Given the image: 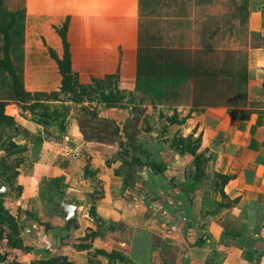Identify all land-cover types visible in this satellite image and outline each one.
I'll list each match as a JSON object with an SVG mask.
<instances>
[{
  "label": "crops",
  "instance_id": "1",
  "mask_svg": "<svg viewBox=\"0 0 264 264\" xmlns=\"http://www.w3.org/2000/svg\"><path fill=\"white\" fill-rule=\"evenodd\" d=\"M243 1L241 27L233 25L228 35L217 37L226 24L220 25L221 11L195 15V6L188 7L193 0H172L171 7L178 8L166 9L164 22L182 27L183 34L191 23L199 24L200 40L188 49L158 48H180L211 69L221 66L227 51L236 61L243 57L245 104L194 106L185 88L186 98L178 104L143 98L145 114L140 122L132 118L136 132H128L135 149L126 157L116 154L119 143L85 142L74 118L61 132L52 120L43 126L37 110L12 102V81L0 68V101L8 102L5 114L17 127L11 141L17 146L12 156L19 159L2 199L21 240L16 251L0 242V264H32L56 256L71 264H107L96 251L122 257L112 264H264V108L252 106L264 102V0H247L245 8ZM141 2L24 0L25 91L57 89L56 63L47 50L39 57L35 53L46 47L61 56L55 29L66 17L73 70L87 80L119 70L121 86L135 90ZM216 37L218 42H212ZM2 42L0 34V61ZM215 56L218 60L211 63ZM164 90L169 94V88ZM99 117L123 129L128 121L121 109L102 108ZM188 136L198 140L196 152L204 161L199 177L189 170L193 157L174 144ZM133 159L161 164L164 170L154 172ZM0 176L8 177L6 171ZM220 176L229 180L223 183ZM61 201L76 207L74 218L59 214Z\"/></svg>",
  "mask_w": 264,
  "mask_h": 264
},
{
  "label": "trees",
  "instance_id": "2",
  "mask_svg": "<svg viewBox=\"0 0 264 264\" xmlns=\"http://www.w3.org/2000/svg\"><path fill=\"white\" fill-rule=\"evenodd\" d=\"M247 0L243 1L244 8L246 7ZM6 4V7L4 6ZM0 34L2 35L3 43V60L0 61V68L7 72L12 81V96L11 100L15 103L33 102L28 106V109L36 111L39 102L54 101L58 94L50 93H29L25 91L22 79V58H19V68H15L11 61V54L17 51V45H23V25H24V0H0ZM69 27V19L66 17L61 26L55 29V32L60 40L61 56L59 57L54 49L47 48L49 57L56 63L58 72L62 76L63 89L67 88L70 78L76 76L72 68L70 44L67 39ZM143 34L139 33L138 51L136 62V83L135 90L142 94L143 98L152 101L160 100L161 102H168L170 104H178L184 102L185 92L189 93L186 96L191 98L192 105L197 106L200 104L213 105L222 104L225 106L243 105L245 104V87L247 84V72L245 60L240 61L232 58V52H225L223 60L219 68L211 69L209 64L198 60H192L191 56L184 53L181 49H167L160 51L158 57L154 60H149L146 54V46L141 45V38ZM13 46L14 48H11ZM239 55V54H238ZM239 57V56H238ZM105 79H113L115 83L119 82V70L114 74L105 76ZM65 81V82H64ZM92 83H97L98 80L91 78ZM68 82V83H67ZM191 84V86H189ZM169 88V94H165L163 89ZM185 88V92L183 89ZM62 89V90H63ZM61 90V91H62ZM64 91V90H63ZM113 94L104 97L106 108H119L120 100L118 98L113 100ZM243 99V104L238 103V99ZM76 103H81L77 100ZM8 104L6 101H0V132L5 128L15 127V121L11 116L5 114V106ZM43 112L39 113V118L43 126L49 124L48 111L43 107ZM83 111L84 115L76 119V125L85 142H97L101 144H114L119 143L120 146L124 145L121 141V133L119 126L115 121L107 118H100L95 111H87L84 107L78 109ZM52 113L56 114V111ZM57 117V116H56ZM59 131L64 130V124L59 121L56 122ZM125 130V128H124ZM1 135V134H0ZM125 136L128 138L127 143H130L132 148L135 149L133 142V134L127 132ZM178 146H181L185 152L189 153L187 141L193 142V148L190 150L191 155L194 156L196 165V177L201 176L203 171L204 161L202 157L197 154L198 140L188 136L186 139L179 138ZM184 144V147H183ZM2 149L8 155L15 154L17 146L10 141ZM187 150V151H186ZM11 151V152H9ZM139 165L149 166L154 172L160 173L164 170L161 164L154 162H142L136 160ZM19 161L14 164L17 167ZM223 183L229 180V177L220 176ZM3 185H7L5 179L0 180ZM3 226H6L5 228ZM7 228V229H6ZM18 229L13 219L7 214L3 207V199L0 198V239L5 240L10 247H18L20 239L17 237ZM80 248L87 249L88 245H80ZM95 254L103 255L108 263L112 264L114 261H122V257L118 254H107L102 251H96ZM40 264H71L63 256L53 257L50 262H41Z\"/></svg>",
  "mask_w": 264,
  "mask_h": 264
},
{
  "label": "rangeland",
  "instance_id": "3",
  "mask_svg": "<svg viewBox=\"0 0 264 264\" xmlns=\"http://www.w3.org/2000/svg\"><path fill=\"white\" fill-rule=\"evenodd\" d=\"M201 2H204L205 4L202 6ZM242 0H193V3H189L188 7L190 10H192V6L194 7L193 13L200 12H207L209 15L217 14L219 15V11H221V14L223 13L224 15L221 17L220 25L222 23H226L223 26V29H219L221 34H217L216 36H224V34L228 35L229 29L233 28V25H236V27L240 28V24L242 23V18L240 19L239 16V6L241 4ZM172 0H142L140 4V20L139 24L140 29L142 26L141 33H143V42L145 43L144 45L146 46V54L148 56V59L154 60L156 57H158V53L160 51H165L162 48H158L160 46H177V47H184V49H188V47L196 46V43L199 42L200 40V34L197 31V28L199 27V24H190L191 27L188 29V33L185 32L183 34L184 30L181 31L178 29H174L173 26H167V24L164 22L162 19V14L166 11L168 8H178L177 5L173 6ZM225 12V13H224ZM215 15V24H218L216 20ZM192 16V15H191ZM192 19H197L196 16H192ZM208 18V16H206ZM163 21V22H160ZM143 24V25H142ZM213 24L212 21L208 23V25ZM175 27V26H174ZM216 27V26H215ZM173 28V29H172ZM212 28V27H211ZM201 29V27H200ZM24 36V35H23ZM220 36V37H221ZM216 38H212V42L217 43L218 40ZM17 51L13 54H11V59L12 63L15 66V68H19V57L22 58V61L24 62V45L22 47L16 46ZM11 48H14L11 46ZM180 49V48H177ZM37 52L35 53V56L39 57L40 55H43L46 53V47L45 49L41 47L39 50L36 49ZM239 60L242 61L243 57L239 56ZM217 56H215L214 60H210V62H216ZM22 62V76H23V69H24V63ZM217 65V64H215ZM75 72V71H74ZM76 76L73 78V76L70 78V81L68 83L67 88L63 89L62 86V81L65 80L62 78L61 75H59L60 80H59V85L57 89L51 91L54 93H57L58 96L56 100L54 101H42L39 102V105H43V107H46L48 111V119L54 121L55 123L57 121L61 122L63 124L68 123L71 121V118L77 119L78 117L84 115L83 111H79L78 109L81 107H84L87 111H95L98 116L99 112L101 111L102 108L104 109H121L126 112V115H128V121L125 123V130L122 127H119L121 137H123V134L126 132L128 133H135L136 132V127L133 121V117L135 119H138L140 122L141 117L145 114L142 113V105L143 100L139 96H137L136 90H127L126 88H123L120 84V82L115 83L113 79H105L103 78H95L98 80L97 83H92L91 79L86 78L84 75H80L79 73L75 72L74 73ZM50 81H52V77H50ZM65 82V81H64ZM64 91H63V90ZM62 90V91H61ZM113 94V100L118 98L120 100V105L121 107L119 108H106L105 103H104V97L107 95ZM245 96V94H244ZM77 100H79L81 103H76ZM157 102V100H155ZM239 104H243V99H238L237 100ZM155 102V103H156ZM158 102H161L160 100ZM31 103L33 102H27V103H15L20 109H24L28 107ZM254 110L255 109H262L264 108V102L258 103V104H253L252 105ZM43 107H37L36 110L39 113H42ZM53 111H56V114L52 113ZM133 111V112H131ZM141 113V114H140ZM134 114V115H133ZM140 116L138 117V115ZM125 115V114H124ZM57 116V117H56ZM1 129V128H0ZM138 131V130H137ZM17 132V127L15 124V127H9L5 128V130H2L0 132V150L5 149L7 146V143L10 141L12 135ZM125 137V136H124ZM179 138L174 140V144L177 147L179 143ZM124 144V143H123ZM186 144H189L188 146V151L190 154V150L193 148V142L192 141H187ZM116 154H120L126 157V155L129 154V152L132 151V146L130 143H125L124 145L120 146ZM184 147V144H183ZM178 148H180L178 146ZM182 149V148H180ZM187 151V150H186ZM11 152V151H9ZM193 158L191 159V162L189 163V170L190 171H196V165L194 162V156L191 155ZM19 161L18 157L8 155L7 152H1L0 151V171H6V174L8 177H1L0 180L5 179L8 184L12 183V179L10 176L14 173V164ZM17 237L19 239V231L17 234ZM4 241L0 239V242ZM21 242V240H20ZM11 246V245H10ZM9 245L6 244L7 249L11 248L13 251L21 249V246L18 245V247H10ZM53 258H47V259H42L37 261L36 263L32 264H40L41 262H50ZM14 264H16V260H13Z\"/></svg>",
  "mask_w": 264,
  "mask_h": 264
},
{
  "label": "water",
  "instance_id": "4",
  "mask_svg": "<svg viewBox=\"0 0 264 264\" xmlns=\"http://www.w3.org/2000/svg\"><path fill=\"white\" fill-rule=\"evenodd\" d=\"M6 196V187L0 182V198ZM76 207L71 202L61 201L59 203V214L66 220L72 219L75 217Z\"/></svg>",
  "mask_w": 264,
  "mask_h": 264
}]
</instances>
